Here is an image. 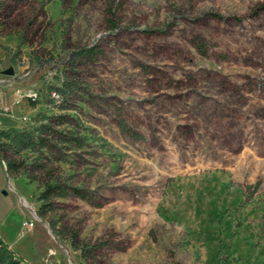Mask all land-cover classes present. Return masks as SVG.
<instances>
[{"label": "rangeland", "instance_id": "rangeland-1", "mask_svg": "<svg viewBox=\"0 0 264 264\" xmlns=\"http://www.w3.org/2000/svg\"><path fill=\"white\" fill-rule=\"evenodd\" d=\"M263 4L0 0V156L37 179L0 171L17 256L264 264ZM44 182L89 199L41 217Z\"/></svg>", "mask_w": 264, "mask_h": 264}, {"label": "trees", "instance_id": "trees-1", "mask_svg": "<svg viewBox=\"0 0 264 264\" xmlns=\"http://www.w3.org/2000/svg\"><path fill=\"white\" fill-rule=\"evenodd\" d=\"M264 8V4L262 5ZM1 160V156H0ZM7 165V173L9 175H15L21 171V169H25L28 177L31 181L37 180L33 177L34 170L27 169L24 166L23 162L17 160H9L6 162ZM41 168V167H39ZM38 168V169H39ZM42 191L38 197V200L42 202V205L38 211L39 215L42 217L45 215V211L48 209L49 205L52 203V200L55 197L61 196L65 197L68 195H74L81 199L88 200L87 193L83 192L82 190L72 187L67 188L62 186L60 183H51V182H44L42 185ZM0 264H29L26 263L21 257L17 256L16 253L9 247L8 244L2 239L0 235Z\"/></svg>", "mask_w": 264, "mask_h": 264}, {"label": "built area", "instance_id": "built-area-1", "mask_svg": "<svg viewBox=\"0 0 264 264\" xmlns=\"http://www.w3.org/2000/svg\"><path fill=\"white\" fill-rule=\"evenodd\" d=\"M0 164L2 165V167L5 169V171L7 172V165L6 162L1 160ZM35 223L34 222H25L23 224V233L24 232H28L29 230L34 228Z\"/></svg>", "mask_w": 264, "mask_h": 264}, {"label": "crops", "instance_id": "crops-1", "mask_svg": "<svg viewBox=\"0 0 264 264\" xmlns=\"http://www.w3.org/2000/svg\"><path fill=\"white\" fill-rule=\"evenodd\" d=\"M1 170L4 171V168L2 169L1 166H0V171H1ZM6 173H7V172H6ZM7 174H8V173H7ZM8 177L10 178L11 176L8 174ZM4 186H5V181L1 179V180H0V189H1V188H4ZM23 216H24V218H26V214H25V213L23 214ZM25 222H27V221L24 220L23 224H24ZM22 232H23V231H22Z\"/></svg>", "mask_w": 264, "mask_h": 264}, {"label": "water", "instance_id": "water-1", "mask_svg": "<svg viewBox=\"0 0 264 264\" xmlns=\"http://www.w3.org/2000/svg\"><path fill=\"white\" fill-rule=\"evenodd\" d=\"M6 74L12 75L13 74V70L12 69H9L8 71H6Z\"/></svg>", "mask_w": 264, "mask_h": 264}, {"label": "bare ground", "instance_id": "bare-ground-1", "mask_svg": "<svg viewBox=\"0 0 264 264\" xmlns=\"http://www.w3.org/2000/svg\"><path fill=\"white\" fill-rule=\"evenodd\" d=\"M53 263H56L55 260H53Z\"/></svg>", "mask_w": 264, "mask_h": 264}]
</instances>
